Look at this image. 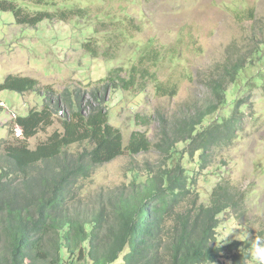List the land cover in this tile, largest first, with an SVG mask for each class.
<instances>
[{"label": "trees", "instance_id": "1", "mask_svg": "<svg viewBox=\"0 0 264 264\" xmlns=\"http://www.w3.org/2000/svg\"><path fill=\"white\" fill-rule=\"evenodd\" d=\"M122 10L124 18L58 0H0V14L13 13L17 24L97 21L84 42L95 57L125 60L118 48L133 51L94 87L90 100L46 88L43 107L10 126V137L0 143V264H215L221 258L254 264L249 242L217 243L226 213L247 229L252 192L226 179L207 204L198 177L229 160L246 112L254 117L251 95L264 89V46L222 67L218 77L208 76V94L174 112L133 106L135 125L148 131H135L126 146L124 131L112 121L110 96L119 91L149 96L154 89L159 99H176L180 84L163 74L180 67L182 53L159 48L154 39L137 43L135 31L143 27L124 5ZM5 90L41 89L37 79L12 74L0 82V93ZM65 104L73 110L63 117L62 130L33 148L30 140L56 124ZM152 153L159 156L155 162L138 159ZM126 155L133 159L127 182L85 190L98 169Z\"/></svg>", "mask_w": 264, "mask_h": 264}, {"label": "rangeland", "instance_id": "2", "mask_svg": "<svg viewBox=\"0 0 264 264\" xmlns=\"http://www.w3.org/2000/svg\"><path fill=\"white\" fill-rule=\"evenodd\" d=\"M27 1L18 0L21 4ZM29 1L35 3L37 0ZM58 1L92 8L95 13L101 9L112 10L113 14L123 18L126 17L122 13L124 5L143 27L135 31L137 43L144 45L154 39L159 48H178L182 53L180 67L167 68L163 74L164 80L174 78L180 84L181 91L176 99H159L154 89L149 96L124 91L110 96L112 121L124 131L126 146L135 131H148L135 125L133 106L138 105L137 111L149 113L160 107L174 112L184 103L208 94L205 83L208 76L218 77L222 67L232 65L254 48L264 46V0ZM96 25L97 21L88 24L70 20L46 21L34 27L17 24L11 12L0 14V82H5L12 74L30 76L39 81L42 90L0 93V143L10 137V126L18 116H26L33 108L43 107L44 89L53 88L58 94L73 91L88 101L94 87L107 78L114 67L125 64L127 55L133 53L129 47L117 50L125 60L110 59L105 55L95 57L85 49L84 42L94 35L92 26L95 28ZM189 75L193 78L189 79ZM251 96L254 117L249 118L250 112H246L240 139L227 151L229 160H220V166L212 167L198 177L207 204H210L214 188L226 179L253 194L250 199L252 210L245 221L246 230L231 213L220 217L219 246L242 240L246 232L252 239L264 230V89H255ZM63 109L66 113L73 110L66 104ZM65 116L60 113L54 126L30 140L31 146L36 148L56 130H62ZM149 132L151 137L157 134L155 128ZM21 133L19 131L17 136ZM158 158L157 153H152L138 159L143 163L147 160L155 162ZM131 163L133 159L126 155L101 167L86 183L85 190L93 192L122 185L127 182ZM215 264L232 262L221 258Z\"/></svg>", "mask_w": 264, "mask_h": 264}, {"label": "clouds", "instance_id": "3", "mask_svg": "<svg viewBox=\"0 0 264 264\" xmlns=\"http://www.w3.org/2000/svg\"><path fill=\"white\" fill-rule=\"evenodd\" d=\"M61 114L63 116L66 115L64 109L61 110ZM19 131L22 132L21 129H17V134ZM20 136H22V133ZM242 240L249 242V257L254 262V264H264V236L255 235L254 238L249 240L248 233L246 232L242 235Z\"/></svg>", "mask_w": 264, "mask_h": 264}]
</instances>
